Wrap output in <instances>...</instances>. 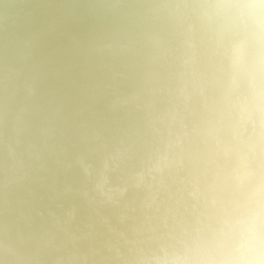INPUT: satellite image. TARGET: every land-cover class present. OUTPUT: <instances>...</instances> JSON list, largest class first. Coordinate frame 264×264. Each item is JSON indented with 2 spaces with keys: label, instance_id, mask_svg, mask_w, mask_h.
Here are the masks:
<instances>
[{
  "label": "clouds",
  "instance_id": "1",
  "mask_svg": "<svg viewBox=\"0 0 264 264\" xmlns=\"http://www.w3.org/2000/svg\"><path fill=\"white\" fill-rule=\"evenodd\" d=\"M0 47V264H264V0H53Z\"/></svg>",
  "mask_w": 264,
  "mask_h": 264
},
{
  "label": "water",
  "instance_id": "2",
  "mask_svg": "<svg viewBox=\"0 0 264 264\" xmlns=\"http://www.w3.org/2000/svg\"><path fill=\"white\" fill-rule=\"evenodd\" d=\"M52 3L53 0H0V47L6 37L16 40L21 48L27 46V26Z\"/></svg>",
  "mask_w": 264,
  "mask_h": 264
}]
</instances>
